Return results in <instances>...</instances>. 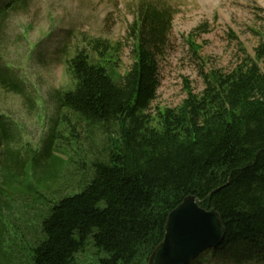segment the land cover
<instances>
[{
  "label": "trees",
  "instance_id": "trees-1",
  "mask_svg": "<svg viewBox=\"0 0 264 264\" xmlns=\"http://www.w3.org/2000/svg\"><path fill=\"white\" fill-rule=\"evenodd\" d=\"M31 2L0 0V51L11 15ZM173 14L140 2L124 73L107 40L89 39L69 54L71 86L58 91L55 123L28 155L11 148L14 134L0 114V211L17 200L44 205L21 264H75L89 245L94 257L78 264H147L169 213L191 195L222 217L225 238L211 255L264 262V32L252 53L240 47L232 68L204 72L201 92L187 82L180 105L154 109ZM185 40L200 56L194 34ZM1 59L0 87L22 94V77ZM0 258L14 263L1 242Z\"/></svg>",
  "mask_w": 264,
  "mask_h": 264
},
{
  "label": "rangeland",
  "instance_id": "rangeland-1",
  "mask_svg": "<svg viewBox=\"0 0 264 264\" xmlns=\"http://www.w3.org/2000/svg\"><path fill=\"white\" fill-rule=\"evenodd\" d=\"M142 1L175 11L168 44L158 59L160 86L152 104L154 109L180 105L187 96V82L194 92H201L204 72L232 68L240 47L252 53L260 41L258 33L264 32V0H32L26 10L11 15L5 34L7 42L0 51L1 63L11 66L12 72L22 77L24 86L22 94L0 87V114L5 115L12 128V149L20 148L23 155H28V151L40 148L58 116L56 95L72 83L66 60L89 39L100 38L115 45L118 72L130 68L132 27ZM191 33L201 46V57L185 40ZM56 127L61 130L58 123ZM66 133L59 134L63 142H68ZM79 176L76 172L73 177ZM26 201L33 204L31 199ZM26 201L17 200L14 210L2 207L0 211L2 251L12 254V264L27 262L25 243L38 229L36 217L44 208L35 205L30 209ZM212 252L205 251L196 264H227ZM93 257L94 249L89 245L77 254L75 264Z\"/></svg>",
  "mask_w": 264,
  "mask_h": 264
},
{
  "label": "water",
  "instance_id": "water-1",
  "mask_svg": "<svg viewBox=\"0 0 264 264\" xmlns=\"http://www.w3.org/2000/svg\"><path fill=\"white\" fill-rule=\"evenodd\" d=\"M219 212L201 207L194 195L187 196L172 210L165 235L152 250L147 264H191L209 249H216L225 238Z\"/></svg>",
  "mask_w": 264,
  "mask_h": 264
}]
</instances>
